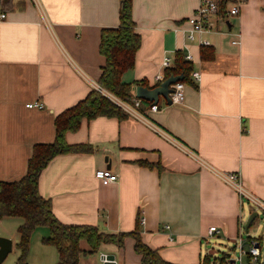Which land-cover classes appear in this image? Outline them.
Returning <instances> with one entry per match:
<instances>
[{
  "label": "crops",
  "instance_id": "obj_1",
  "mask_svg": "<svg viewBox=\"0 0 264 264\" xmlns=\"http://www.w3.org/2000/svg\"><path fill=\"white\" fill-rule=\"evenodd\" d=\"M199 2L131 4L140 45L122 80L157 85L164 57L172 67L179 50L192 65L184 103L160 98L156 109L147 104L122 119H82L65 140L90 151L56 155L38 180L60 222L106 233L138 231L174 264H200L208 238L234 242L254 212L220 173H237L243 191L264 201V0H244L236 15L212 16L207 30L189 39L187 19ZM119 11L120 0H14V8H0V181L22 178L33 146L54 141L55 117L98 84L100 31L119 25ZM31 102L43 108L28 107ZM105 167L117 173V182L95 178ZM21 223L20 217L0 219L15 264ZM211 226L218 232L209 236ZM48 234L46 226L31 233L26 264L57 263L55 246L42 241ZM80 246L89 249L85 240ZM102 253L114 255L115 264H141L130 236L123 246L102 243L96 252L81 253L78 264H104Z\"/></svg>",
  "mask_w": 264,
  "mask_h": 264
},
{
  "label": "trees",
  "instance_id": "obj_2",
  "mask_svg": "<svg viewBox=\"0 0 264 264\" xmlns=\"http://www.w3.org/2000/svg\"><path fill=\"white\" fill-rule=\"evenodd\" d=\"M242 0H217L218 14L226 15L228 5ZM132 0H120L119 25L100 31L99 53L104 58L98 84L107 92L92 89L84 99L65 109L55 117V138L51 143L33 146L25 175L15 181H0V219L20 217L22 223L17 227L20 255L17 264H26V255L31 233L39 226H46L49 234L42 241L55 246L58 252L56 264H78L81 253H93L102 243H114L123 246L125 237L134 239V251L140 255L141 264H174L161 257L157 249L143 242L138 231L106 233L93 225H72L60 222L54 215L51 201L40 195L38 180L41 171L48 162L60 153L87 152L90 146L68 144L65 140L67 131L79 128L82 119L97 116L125 118L128 113L110 96L129 105H133V84L148 86L143 80L125 82L122 75L134 65L135 52L140 45V34L135 30L131 14ZM2 11L14 8V0H0ZM174 66L166 68L164 79L172 75H183L182 81H188L192 65L185 60L183 53L175 52ZM110 96H109V95ZM145 100L139 102L142 112ZM85 240L89 249L83 250L80 242ZM210 255H205L200 264H210Z\"/></svg>",
  "mask_w": 264,
  "mask_h": 264
},
{
  "label": "built area",
  "instance_id": "obj_3",
  "mask_svg": "<svg viewBox=\"0 0 264 264\" xmlns=\"http://www.w3.org/2000/svg\"><path fill=\"white\" fill-rule=\"evenodd\" d=\"M237 3L238 2L232 4V6L227 9L226 15H236L239 13V4ZM217 14V0H200L199 5L195 9L194 13L187 19V21L191 25V28L188 30L187 37L189 39H193L195 33H202L207 30L210 18ZM0 17L3 18L4 14L2 13ZM201 42L203 44H208L207 40H202ZM232 42L238 43L236 40H233ZM185 59L189 60L191 59V56L186 55ZM171 63V57L165 56L162 61V67L169 68L171 66ZM199 76V72L192 73V77L195 80H198ZM163 79L164 76L162 74H158L156 76V80L158 82L162 81ZM184 85V81L180 80L170 86L172 92L169 93V96L171 98L172 104L181 105L184 103ZM95 88L107 94V92L99 84H96ZM132 101L134 103V107L139 106L140 99L134 97L132 98ZM27 106L30 108H43V104L41 102H31L28 103ZM156 108L157 105L151 106V109ZM129 112H134V109H131ZM94 176L104 185L115 183L118 180L117 173H115L111 168L107 167L95 170ZM219 177L224 182L234 187L240 195H245L250 201L253 210L256 211L257 214L258 212L264 213V201L259 200L258 198L253 197L243 191L237 173H220ZM140 222H143V218L140 219ZM166 227L168 228L169 226ZM217 232V228L215 226H211L208 230V235L212 236ZM231 249L233 250L231 253L222 254V256L218 259V264H264V247L260 245V242L257 241L255 237L248 233L243 223L240 224L239 232L234 239V244ZM106 255L107 254L105 253L101 254V260L103 262L106 261Z\"/></svg>",
  "mask_w": 264,
  "mask_h": 264
},
{
  "label": "rangeland",
  "instance_id": "obj_4",
  "mask_svg": "<svg viewBox=\"0 0 264 264\" xmlns=\"http://www.w3.org/2000/svg\"><path fill=\"white\" fill-rule=\"evenodd\" d=\"M244 0L239 1L237 4L243 3ZM233 20V18H231ZM109 95V94H108ZM110 96V95H109ZM112 99H114L119 105L122 106V108L129 112L131 109L137 110L138 107H134L133 105L126 104L124 102H121L117 100L116 98L110 96ZM245 220L247 219L249 208L245 206ZM248 233L255 237L257 241L260 242V245L264 247V213L258 212L257 216L252 221L250 227L248 228ZM234 242L232 241H219L218 239L208 238L207 242H202V248L199 251L200 253V260L204 258L205 255H210L211 263L210 264H218V259L222 256L224 253H231L233 250L231 249ZM16 251L13 249L9 252V254L6 256V258L0 263V264H15V257H16Z\"/></svg>",
  "mask_w": 264,
  "mask_h": 264
},
{
  "label": "water",
  "instance_id": "obj_5",
  "mask_svg": "<svg viewBox=\"0 0 264 264\" xmlns=\"http://www.w3.org/2000/svg\"><path fill=\"white\" fill-rule=\"evenodd\" d=\"M183 79V75H172L169 76L162 81H160L157 85L154 86H142L136 85L135 86V96L138 99L145 100L152 105H157L160 98H163L167 104L171 103V98L169 93L172 92L171 85L177 81ZM257 216V212L254 211L250 214L245 224L246 229L250 227L252 221ZM12 250V240L10 238H6L0 236V263L6 258L9 252ZM104 264H115L114 255L107 254L106 261Z\"/></svg>",
  "mask_w": 264,
  "mask_h": 264
}]
</instances>
